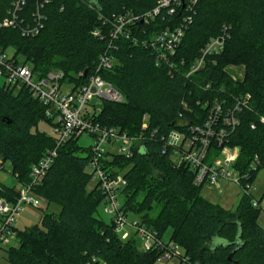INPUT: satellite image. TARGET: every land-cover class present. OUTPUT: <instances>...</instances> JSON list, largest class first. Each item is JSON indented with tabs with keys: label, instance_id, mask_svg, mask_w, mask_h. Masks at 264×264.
I'll list each match as a JSON object with an SVG mask.
<instances>
[{
	"label": "trees",
	"instance_id": "1",
	"mask_svg": "<svg viewBox=\"0 0 264 264\" xmlns=\"http://www.w3.org/2000/svg\"><path fill=\"white\" fill-rule=\"evenodd\" d=\"M158 0H49L45 4L44 27L36 35H22L32 24L36 0H27L18 12L14 26L0 27V50L19 64H29L36 76L60 69L65 78L84 82L94 72L99 55L110 37L103 39L92 30L113 14L140 15ZM13 0H0V20L10 16ZM174 16L164 10L150 23L134 21L127 26L129 37L116 41L115 62L102 76L124 96L123 102L103 101L97 121L116 126L129 134L142 131L143 116L149 128L143 144L131 157L106 155L104 164L124 174L127 185L121 192L122 208L134 212L149 228L175 241L184 256L199 264H264V226L259 222L260 208L253 206L252 195L240 193L234 209H226L206 199L204 185L194 183V171L171 160V148L161 134L189 124L201 125L214 99H227L250 93L249 108L240 114L239 125L230 133L229 144L239 146L236 166L245 172L255 155L264 158V0H197L192 22L177 53V59L192 63L210 37L228 27L224 50L211 57L206 67L186 76L170 72L155 63L153 49L135 43L133 37H147L172 23ZM145 33L142 34V30ZM244 65L242 80L234 79L228 65ZM84 72L83 75H79ZM210 84V87H207ZM184 103L187 105L184 106ZM181 114V115H180ZM41 121L50 125L46 106L26 89L15 92L0 85V162L9 163L15 185L0 182V197L16 202L19 189L31 180V167L55 147L53 134L39 129ZM255 123V128L251 124ZM156 130V137L149 132ZM158 136V137H157ZM79 138V137H78ZM70 138L58 148L33 194L60 205L59 212L44 210L40 223L25 230L16 228L18 245L6 247L14 264H154L158 253L138 247L130 235L123 240L113 221H105L99 206L104 194L98 186L87 185L89 147ZM85 153V154H84ZM262 167H259L261 169ZM256 172L253 173L255 177ZM264 195V192H263ZM263 198V197H262ZM262 198L260 200H262ZM4 249V248H3ZM180 264V263H175Z\"/></svg>",
	"mask_w": 264,
	"mask_h": 264
},
{
	"label": "built area",
	"instance_id": "2",
	"mask_svg": "<svg viewBox=\"0 0 264 264\" xmlns=\"http://www.w3.org/2000/svg\"><path fill=\"white\" fill-rule=\"evenodd\" d=\"M49 0H36L32 12L33 22L22 28V35H36L44 27L46 15L45 4ZM197 0H158L152 9L135 15L132 12L113 14L105 19L103 26H97L92 34L99 39L110 37L106 49L99 55L94 72L82 82L79 78L67 80L65 73L54 69L43 76H36L29 64H19L6 52L0 50V74L4 76V85L15 92L26 89L33 98L38 99L46 106V116L51 119L55 147L31 167V180L19 189L16 202L0 197V249L16 237L14 225L16 215L25 204L39 206L40 203L33 197V189L41 183L50 165L58 153V148L70 138H78L82 134L89 135L93 143L89 146L90 157L86 171L91 175V181L102 190L104 211L110 216L115 226V232L121 239H127L131 234L143 244L146 251L154 250L158 253L159 261H174L180 264H199L182 255L180 246L173 240H168L155 229L149 228L140 219L127 220V214L122 208L121 192L127 185L124 174L116 168H108L104 164L106 155L120 154L131 157L134 149L139 148L146 139L145 131L149 128V116L145 114L141 125L142 131L129 134L116 126H105L97 121L96 116L101 110L103 101L123 102V94L114 85L102 76V71L111 69L115 62L114 49L116 41L131 34L128 24L139 20L141 23H150L157 16L166 11L167 15L183 12L181 18L173 17L172 23L152 33L147 37H133L135 43L153 49L155 63L164 65L170 72H180L190 76L203 70L212 56L220 54L229 37L228 27L209 38L201 48L200 54L192 63L185 59L178 61L177 53L185 36V32L192 22ZM27 3V0H13L9 11L10 16L0 20V27L14 26L17 14ZM145 30H142V34ZM81 72L79 75H83ZM236 79V77L231 74ZM237 80V79H236ZM210 87V84L207 86ZM251 94L245 93L234 97L229 103L227 99L206 101L203 105L209 107L207 118L201 125L189 124L187 132L183 129L172 128L161 134L164 145L171 148L170 157L176 165L185 164L194 171V183L220 187V181L227 180L239 184L242 193L252 195V204L260 208L264 215V206L260 199L253 197L256 189L252 185L253 173L259 167L264 168V158L255 155L247 171L242 172L236 164L240 156V147L230 145L229 136L239 125V114L249 108ZM184 106L187 105L184 103ZM181 115V114H180ZM264 123V116L260 118ZM255 123L251 124L255 128ZM150 137H156L157 131H148ZM158 137V136H157ZM1 163V162H0ZM235 173L237 175L235 176Z\"/></svg>",
	"mask_w": 264,
	"mask_h": 264
},
{
	"label": "rangeland",
	"instance_id": "3",
	"mask_svg": "<svg viewBox=\"0 0 264 264\" xmlns=\"http://www.w3.org/2000/svg\"><path fill=\"white\" fill-rule=\"evenodd\" d=\"M12 53H13V49L12 48L8 49L7 55L10 56L12 55ZM226 70L230 74H233L237 80L238 79L242 80L244 78V75H245L244 65H241V64L240 65H228L226 67ZM4 81H5L4 76L0 74V85H2ZM38 127L39 129L47 132L48 134H53L52 126L46 121H41ZM78 143L81 146L89 147L93 143V140L89 135L84 133L78 138ZM1 164L2 163H0V181L6 183L7 185H11V186L15 185L16 179L8 171V167L10 168L9 163L7 162L5 163V167L7 168L6 170L2 168ZM236 175L237 173H235V176ZM94 185H95V182L90 181L89 184L87 185V189L91 190L94 187ZM252 185L256 187V189L253 191V197L256 199H261L263 197L261 200V203L264 206V195H263L264 168H261L257 171L255 177L253 178ZM201 192H202V195L209 201L213 203H218L222 205L224 208L230 210V209H234L236 205L238 204L240 200V193L242 194V188L239 184L233 181L222 180L220 181V187L205 185L202 187ZM33 197L39 201L40 205L33 206L31 204H25L23 206L22 210L16 215V220L14 223L15 227L18 230H25L28 227L33 226L34 224L40 223V219H41V216L44 210L53 211L55 213L59 212L60 210L59 204L48 203L46 198H44L41 195L34 193ZM98 214L105 221H110V216L104 211L103 203H101L99 206ZM262 215L263 213L260 214V216ZM132 219H139V217L136 214H134V212H129L127 214V220L131 221ZM259 221L262 222L261 218ZM169 233H170V230L167 231V234L165 235L166 238H168ZM137 244L139 248H142L143 244L140 240H138ZM16 245H18V240L15 237L10 240V243L7 246H5L4 249L3 248L0 249V264H14L13 262L10 261L8 253L6 252L5 248L6 247L8 248L10 246H16ZM154 264H175V262L157 260Z\"/></svg>",
	"mask_w": 264,
	"mask_h": 264
},
{
	"label": "water",
	"instance_id": "4",
	"mask_svg": "<svg viewBox=\"0 0 264 264\" xmlns=\"http://www.w3.org/2000/svg\"><path fill=\"white\" fill-rule=\"evenodd\" d=\"M232 253H233V252H231V253L229 254V256H228V260L231 262V264H237L236 262H233V261H232Z\"/></svg>",
	"mask_w": 264,
	"mask_h": 264
},
{
	"label": "crops",
	"instance_id": "5",
	"mask_svg": "<svg viewBox=\"0 0 264 264\" xmlns=\"http://www.w3.org/2000/svg\"><path fill=\"white\" fill-rule=\"evenodd\" d=\"M0 182H1V181H0ZM260 218H261L262 222H261V221H259V222H260L261 225L264 226V215L260 216ZM260 218H259V220H260Z\"/></svg>",
	"mask_w": 264,
	"mask_h": 264
}]
</instances>
